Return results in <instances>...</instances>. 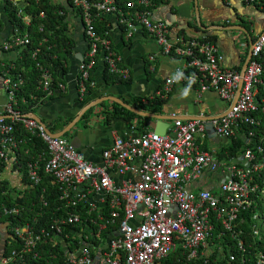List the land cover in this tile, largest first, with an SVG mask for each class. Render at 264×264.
Wrapping results in <instances>:
<instances>
[{"label": "built area", "instance_id": "2783aa9c", "mask_svg": "<svg viewBox=\"0 0 264 264\" xmlns=\"http://www.w3.org/2000/svg\"><path fill=\"white\" fill-rule=\"evenodd\" d=\"M70 1L80 11L88 40L87 51L77 67L81 95L99 50L109 72L123 79L128 77L109 39L99 38L95 32L94 15L112 13L128 37L144 28L154 37L161 54L182 60L165 79L158 91L160 95L170 91L177 82L174 77H179L178 81L191 79L200 91L216 90L229 108L221 115L173 117L172 125L163 134L147 130L134 137H115L102 149L101 162L92 163L66 139L49 134L43 125L15 109V91L22 79L14 81L6 72L2 80L6 102L0 104V114L8 117H0V162L14 156L18 146L17 123L31 133L37 132L46 145L47 156L28 163L29 181L31 185L40 184L42 161V169L58 187V198L66 209L44 225H38L36 218L22 225L0 223V237L14 238L20 243L19 249L5 254L0 238V264L30 252L39 258L35 251L38 244L54 247L63 238L70 239V233L64 231L66 226L72 231L71 244L77 242L78 247H66L64 264H264V226L258 223L259 210L255 208L258 193H264V142L256 144L255 149L245 147L238 164L221 163L197 141L198 135L205 138L207 127L217 138L233 139L245 134L244 124L260 123L264 115V71L260 60L264 26L252 41L247 65L241 73L224 67L216 45L207 39L172 41L168 37V23L153 18L150 0H129L124 7L116 0ZM21 18L29 22L28 15ZM27 42L26 35H15L3 47ZM35 54L36 50L32 56ZM36 66L41 70L40 85L50 95V73L38 62ZM6 118L11 121L6 122ZM205 171H218L222 179L210 182L211 189L191 191L188 185ZM128 173L136 178L116 181L115 174ZM43 192L44 188L39 201L45 206ZM93 193L100 195L99 208L91 201ZM252 208L255 210L250 219L255 222L244 225L248 220L245 212ZM3 210L5 214L19 212L16 207ZM92 225L97 227L96 231ZM76 226L84 230L78 233ZM108 227L111 232L104 243L98 233ZM172 252L176 256L169 263L167 258Z\"/></svg>", "mask_w": 264, "mask_h": 264}, {"label": "crops", "instance_id": "0c3cea01", "mask_svg": "<svg viewBox=\"0 0 264 264\" xmlns=\"http://www.w3.org/2000/svg\"><path fill=\"white\" fill-rule=\"evenodd\" d=\"M13 1L21 5L25 0ZM54 1L64 3L68 33L73 40L72 52L64 61L66 70L62 73V81L58 83L60 93L50 97L46 94L47 97L44 101L38 105H33L28 112H21L16 105L15 109L30 118H32L31 114L39 116L51 133H62L60 137L66 139L92 163L101 162L102 149L110 145L115 137H134L147 130L163 133L165 127L163 121L150 116L143 117L133 111L131 112L136 116L127 117L125 112L118 111L119 115L112 117L111 112L115 108V104L123 107L113 99H120L141 111L164 115L166 118L172 116V119L173 117L188 119L201 114L206 116L221 115L229 108L228 102L224 101L216 90L200 91L196 84L190 86L189 95L184 97L182 95L183 91L189 87V82L184 80L177 81L166 93L168 99L162 107V112L142 110L134 105V103L144 102L146 97L158 95L165 79L175 72L182 60L179 57L161 54L154 37L144 28L137 29L132 36L128 37L124 27L118 22L117 16L112 13L101 14L108 21V37H106L109 39L113 51L120 57L119 64L127 70L128 77L125 79L128 80L111 84L105 82L102 73L105 62L101 58L102 52L99 50V55H97L99 60L97 62V59H95L94 65L96 66L94 71L91 72L89 83L92 89L90 93L86 94L87 92H85L81 95L77 83L78 70L75 62L78 55L81 54L83 57L88 48V40L85 36L81 14L78 8H73L65 0ZM128 1L126 0L124 5L120 6H126ZM152 11L153 18L162 19L168 23V37L172 41L208 39L216 45L219 54L222 55L223 66L240 72L247 61L252 41L264 26V11L248 4L246 0H165L152 5ZM3 14L7 20V14L0 3L1 18ZM1 18L3 28L0 31V70L7 65H12L18 57L16 46L3 47V43L12 37L13 28H10L6 20L4 22ZM77 62L79 64V61ZM7 67L3 76L0 75V104L4 102L6 96L2 88L3 77L6 72L10 76L9 68L11 66ZM105 98H108V100H104ZM96 102L98 103L95 106L80 114L83 106L86 107ZM73 119L75 121L71 123ZM172 119L165 121L168 123L165 132L172 125ZM19 124L21 125V123ZM31 134L38 135L37 132ZM16 138L18 146L21 144V147H24L25 138H19L17 135ZM200 138L198 135L197 141L199 144H201ZM206 139L209 143L205 146L202 145L201 148L212 152L221 163L236 162L239 164L242 162L241 152L236 155H229L227 151V146L231 145L232 139L215 137L209 127H207L206 136L203 140ZM26 150L27 148H25ZM39 156H47V152L46 154H38L27 162L26 174L28 163L38 159ZM14 157L12 156L10 160L4 162L0 170V181L6 184L13 196L21 194L30 185L26 182L27 178L24 176L23 168L14 160ZM41 168L42 161L39 165V173ZM114 176L118 182L127 178H136L129 173L125 175L115 174ZM220 179L222 177L218 171H205L199 179L192 181L188 188L194 192H198L202 188L211 189L209 183H218ZM212 191H216V189ZM99 200V194L93 193L91 195V201L97 208L101 206ZM107 229L110 233L111 228L108 227L105 230ZM81 230L84 229L75 227L76 232L79 233ZM71 232L69 230L70 239ZM99 236L104 243L107 241L108 235L105 239L101 235ZM173 253L167 258V262H172L176 256Z\"/></svg>", "mask_w": 264, "mask_h": 264}, {"label": "trees", "instance_id": "16d2710c", "mask_svg": "<svg viewBox=\"0 0 264 264\" xmlns=\"http://www.w3.org/2000/svg\"><path fill=\"white\" fill-rule=\"evenodd\" d=\"M65 1L70 6L75 8L70 0ZM125 1L116 0L118 5H124ZM150 1L152 5H155L165 0ZM0 3L7 14L8 20L13 26L12 37L15 35L22 37L26 35L28 38L27 43L16 46L18 48V57L13 61L12 65H7L11 66L9 68V73L14 81L19 78L22 79V83L15 91L17 98L16 107L19 108L21 112H28L32 109L31 107L33 105L42 103L47 97L46 91L43 90L39 84L41 80V70L36 66L37 62L44 69H47L52 76L50 82L52 93L51 95H48V97L60 93L58 83L62 81V73L66 70L64 61L67 60L73 48V40L68 33L66 9L63 2L54 0H25L21 5L16 4L13 0H0ZM250 5L260 11H264V0H258V3L254 2ZM19 10H21L20 14ZM23 14L29 16L28 23H25L22 20L21 16H23ZM93 24L95 32L99 38L108 37V21L103 15H94ZM2 28L3 23L0 20V31ZM35 50L36 54L33 57L32 54ZM96 59L98 62L99 56H97ZM260 60L264 71V48L261 52ZM7 66L1 68V76H3V73L8 68ZM95 66L96 65H93L89 72V80L86 82L85 89V92H87L86 94L90 93L92 89L89 83L91 80V72L94 71ZM102 73L104 75L105 82L109 84L128 80L122 79L121 77L109 72L105 63ZM167 99L168 96L163 95L162 93L161 95L158 94L153 95L152 97H146L144 102L134 103V105L142 110L160 113L162 112V107L166 103ZM114 106L115 108H113V111L111 112L112 117L118 116V111L125 112L127 117L136 116L133 112L128 111L117 104ZM5 121L10 122L11 120L6 118ZM15 128V134L19 138H25L26 143L23 145L24 147H21L22 145L19 144L18 148L14 152V160L17 161L23 168L24 176L27 178L26 182L30 185H28V189H25L21 194L13 196L6 184H4L3 181H0V223L7 222L9 225H22L27 221H31L33 218H36L38 225H44L47 222H50L52 217L58 216L62 209L66 208L58 198V187L51 183V176L45 173L42 168L40 169V184L31 185L29 182L26 174V164L29 160H31V158H35L38 154H46V145L39 135L31 134L30 132L25 131L19 123L15 125ZM243 128L245 134L233 138L231 140V145L227 146L229 155H236L239 152L242 153L245 147H252L255 149L256 144L264 142V115L261 116L260 123L258 125L244 124ZM250 131L252 132V135L248 134ZM25 148H27L26 151ZM256 157L258 158L259 156L257 155ZM3 164L4 162H0V170ZM42 188H44L43 195L44 200L46 201L45 206H42V203L39 201V194L41 193ZM261 195L262 193H258L257 205L255 206L256 209H260V213ZM10 207L18 208L19 212L16 215L5 214L3 209ZM255 208L245 212L248 220L244 225L249 226L255 222L250 219ZM78 210H82L81 206ZM38 212H40V215H37ZM92 226L94 231H96L97 227L95 225ZM69 230L70 226H66L64 229L67 233ZM108 233L109 230L107 229L101 233L99 232L98 235H101L105 239ZM0 235L2 234L0 233ZM0 238L1 244L3 243L2 245L5 254L9 253L13 248H20V243L17 239L4 236H1ZM71 241L72 240L69 238H63V242L58 243L54 247L49 243H40L35 248V251L38 252L40 256L39 258H34L33 253L30 252L23 254V258L18 256L6 264H64L66 247L68 250L78 247L77 242L71 244ZM220 264L222 263L220 262Z\"/></svg>", "mask_w": 264, "mask_h": 264}, {"label": "water", "instance_id": "95a60500", "mask_svg": "<svg viewBox=\"0 0 264 264\" xmlns=\"http://www.w3.org/2000/svg\"><path fill=\"white\" fill-rule=\"evenodd\" d=\"M67 3V2H66ZM6 16L3 14V16H2V18L1 19H3V21L4 20H6V18H5ZM5 22V21H4ZM6 23L7 24H9V27L10 28H13L12 26H11V22L7 19L6 20ZM249 56H250V50H249V54H248V58H247V61L245 62V65H244V67L242 68V71H241V73H243V71H244V69H245V67H246V65H247V62H248V59H249ZM83 60V57H82V55L80 54V55H78V57H77V61H79V63L81 62ZM75 62L76 64H75V66H76V69H77V64H78V62ZM2 88H3V92H4V95H5V89H4V87H3V85H2ZM104 100H108V98H105ZM113 100H115L116 102H118L120 105H122L123 107H125L126 109H129L130 111H133L134 113H136V114H138V115H140V116H150V117H154V118H157V119H159V120H161V121H163V123L165 124V127H164V129H163V133L165 132V129H166V127L168 126V123L167 122H165L166 120H170V119H172V116H169V117H165L164 115H158V114H153V113H149V112H145V111H141V110H139V109H137V108H134V107H132V106H130V105H128V104H126L125 102H123V101H121L120 99H118V100H116V99H113ZM6 102V96L4 97V102H2L3 104ZM1 103V104H2ZM98 102H96V103H94V104H89L88 106H86V107H82V111H81V113L80 114H83L87 109H89L90 107H92V106H95L96 104H97ZM80 116V115H79ZM174 116V115H173ZM0 117H8V116H6V115H2V114H0ZM31 117L38 123V124H41V125H43V127H44V129H45V131L46 132H48L49 134H51V135H54V136H60V135H62V133H51L48 129H47V127L45 126V124L41 121V119L39 118V116H37V115H35V114H31ZM162 117H164V118H162ZM76 118V117H75ZM75 120L73 119L72 121H71V123H73ZM157 128V127H156ZM163 133H160V134H163ZM3 244V243H2ZM2 249H3V245H2Z\"/></svg>", "mask_w": 264, "mask_h": 264}, {"label": "rangeland", "instance_id": "374dc122", "mask_svg": "<svg viewBox=\"0 0 264 264\" xmlns=\"http://www.w3.org/2000/svg\"><path fill=\"white\" fill-rule=\"evenodd\" d=\"M200 143H201L200 146H202V145L205 146L207 143H209V141L207 139L203 140L200 138ZM260 205H261V213L259 212L260 211V209H259V211H257V212H258L260 218L257 220H258L259 224L264 226V193L261 195Z\"/></svg>", "mask_w": 264, "mask_h": 264}, {"label": "clouds", "instance_id": "9594fccd", "mask_svg": "<svg viewBox=\"0 0 264 264\" xmlns=\"http://www.w3.org/2000/svg\"><path fill=\"white\" fill-rule=\"evenodd\" d=\"M180 76H183V73L182 72H180ZM174 79H177V81H178L179 77H174ZM192 83H194V81L190 79L189 80V87L188 88H185L184 91H183V94L182 95L184 97H187L189 95L190 86H191Z\"/></svg>", "mask_w": 264, "mask_h": 264}]
</instances>
